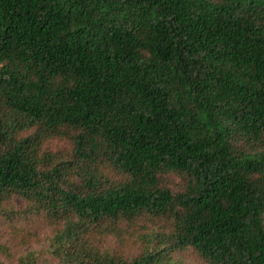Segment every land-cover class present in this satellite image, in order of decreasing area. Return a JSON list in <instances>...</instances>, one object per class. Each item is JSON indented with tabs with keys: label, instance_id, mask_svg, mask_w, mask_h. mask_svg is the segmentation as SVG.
<instances>
[{
	"label": "trees",
	"instance_id": "16d2710c",
	"mask_svg": "<svg viewBox=\"0 0 264 264\" xmlns=\"http://www.w3.org/2000/svg\"><path fill=\"white\" fill-rule=\"evenodd\" d=\"M22 218L53 262L0 264H264V0H0V220Z\"/></svg>",
	"mask_w": 264,
	"mask_h": 264
},
{
	"label": "rangeland",
	"instance_id": "374dc122",
	"mask_svg": "<svg viewBox=\"0 0 264 264\" xmlns=\"http://www.w3.org/2000/svg\"><path fill=\"white\" fill-rule=\"evenodd\" d=\"M58 142L53 141L51 145L56 146ZM174 183L179 181L178 176H172ZM16 204L23 202L20 199L16 200ZM22 221V222H21ZM21 221L12 226L9 221L0 220V260L9 261L11 256H19L23 252L36 251L43 262H53V255L50 252V237L52 228L40 218H22ZM22 234V238L20 237ZM110 248H123L127 253L136 252V245L121 246L118 240L112 239L106 244ZM135 248V249H132ZM130 249V251H128ZM125 253V254H127ZM186 264L196 263V254L192 251L184 250L179 253ZM11 255V256H9Z\"/></svg>",
	"mask_w": 264,
	"mask_h": 264
}]
</instances>
